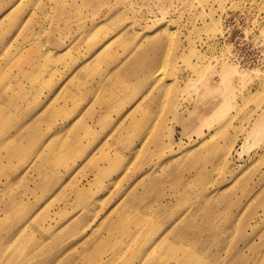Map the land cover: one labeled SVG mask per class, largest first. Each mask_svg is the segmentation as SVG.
I'll return each instance as SVG.
<instances>
[{"label":"rangeland","instance_id":"1","mask_svg":"<svg viewBox=\"0 0 264 264\" xmlns=\"http://www.w3.org/2000/svg\"><path fill=\"white\" fill-rule=\"evenodd\" d=\"M0 264H264V0H0Z\"/></svg>","mask_w":264,"mask_h":264},{"label":"crops","instance_id":"2","mask_svg":"<svg viewBox=\"0 0 264 264\" xmlns=\"http://www.w3.org/2000/svg\"><path fill=\"white\" fill-rule=\"evenodd\" d=\"M131 81H132V85H133L132 87H134L137 92H136L135 98L133 100H130L129 102L133 103L132 107H140L141 98L143 96H145V93H146L145 92L144 94H142L141 91L143 89H147L149 91L151 84H154V79H153V77H149V74H148L147 77L146 76H141V75H139V77H137V78L133 77ZM86 94L87 93H85L82 96L83 100H84V103H83L84 104L83 105L84 108L82 109V111L77 116H75V118L73 120H75L77 117H79L83 113L85 108H87L90 105V100H91L92 94H88V95H86ZM79 96H80V94H78V97ZM142 104H144V102ZM101 109H103V107L102 108H100V107L97 108V113L102 111ZM91 125L96 127V124L91 123Z\"/></svg>","mask_w":264,"mask_h":264}]
</instances>
